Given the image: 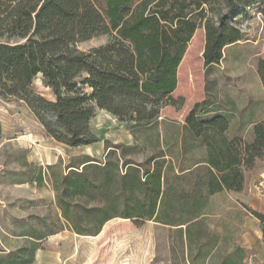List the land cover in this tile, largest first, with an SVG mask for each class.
<instances>
[{
	"label": "trees",
	"instance_id": "1",
	"mask_svg": "<svg viewBox=\"0 0 264 264\" xmlns=\"http://www.w3.org/2000/svg\"><path fill=\"white\" fill-rule=\"evenodd\" d=\"M256 3L264 19V0H0V99L24 103L46 136L70 148L93 145L98 138L90 121L99 109L120 123L154 132L158 143L160 129H171L180 153L194 145L205 149L201 177L195 175L199 166L178 168L159 147L142 162L127 159L135 147L122 144L106 146L102 162L86 156L66 172L51 174L59 215L41 222L50 221L48 228L23 234L29 248L7 254L0 264H31L48 236L67 230L96 237L113 219L182 227L204 215L202 188L208 196L244 191L246 176L227 134L233 120L229 108L204 100L183 126L161 117L163 108L178 103L172 97L177 69L197 28L204 24V65H219L224 49L243 40L233 16ZM104 35L109 37L104 45L78 49ZM257 73L264 89L263 61ZM36 77L53 100L33 90ZM245 125L249 120L240 123ZM251 127L252 140L264 149V117ZM1 133L0 123V140ZM262 153L251 150L249 170ZM42 177L39 172L34 182L41 184ZM244 209L257 220L264 244V213Z\"/></svg>",
	"mask_w": 264,
	"mask_h": 264
},
{
	"label": "rangeland",
	"instance_id": "2",
	"mask_svg": "<svg viewBox=\"0 0 264 264\" xmlns=\"http://www.w3.org/2000/svg\"><path fill=\"white\" fill-rule=\"evenodd\" d=\"M233 24L241 30L243 40L224 49L219 65L210 67L204 65L203 58L204 24L197 28L177 69L178 82L172 97L178 103L163 108L162 119L183 126L188 114L204 100L229 108L233 119L239 122L264 115V89L257 73L259 62H264V19L258 4L246 14H235ZM108 39L107 35L100 36L79 44L78 49L88 51L104 45ZM32 88L44 98L54 99L40 77L34 79ZM0 123V259L27 247L28 238L22 235L48 228L50 221L47 225L41 222L59 215L50 175L66 172L86 156L102 162L106 146H134V150L126 152V158L136 162L145 160L152 153L151 148L159 147L167 160L172 157L178 168L199 166L195 175L200 177L205 172V167L199 164L205 160L202 146L194 145L180 153L171 129H160L158 143L154 132L140 131L132 123H120L99 109L90 121L98 142L86 147L70 148L46 136L43 127L20 101L0 99ZM244 140L250 142L252 137L246 136ZM235 147L243 159L241 169L246 171H243L245 189L241 193L208 196L202 188L201 218L182 227L113 219L96 237L60 230L40 242L31 264H264V244L257 238L259 224L244 211L248 194L257 193L264 198L262 181H253L248 192L252 176L264 168V149H259L262 156L253 158V168L249 170L247 158L251 152L247 155L239 141H235ZM50 165L55 167L49 170ZM39 172L43 176L41 184L34 182ZM55 226L61 228L57 222ZM244 242L252 248L240 251L239 246Z\"/></svg>",
	"mask_w": 264,
	"mask_h": 264
},
{
	"label": "crops",
	"instance_id": "3",
	"mask_svg": "<svg viewBox=\"0 0 264 264\" xmlns=\"http://www.w3.org/2000/svg\"><path fill=\"white\" fill-rule=\"evenodd\" d=\"M264 115L261 116L260 118L256 119V120H250L249 123L250 125H248V127H240V123L239 120H232L231 124H230V128L228 131V136L231 135L232 138H230V147L232 149V151L239 157L240 160V167H242L243 165L241 164V162L243 161V159H241L240 154L241 152L238 151V149L235 147V141H239V144H241V146H243L244 150L246 151L247 155L251 152V150L253 148L255 149H260L262 147V145L257 142V141H253L251 140L250 142H246L244 140V137L249 136L252 137V127L251 124L255 123V122H259L263 119ZM236 121V122H235ZM243 121H247V120H242ZM237 131L236 133H231L232 131ZM243 138V139H241ZM244 154V153H243ZM244 172L245 169L243 170ZM254 179V180H253ZM253 181H258L261 182L262 181V185L264 186V168L255 172V174L252 176V181L249 183L248 185V192H251V183ZM246 203H248V206L253 209L256 210L258 212L264 213V198L261 197L260 195H258L257 193L255 194H248V197L246 199ZM245 211V210H244ZM246 212V211H245ZM257 238L258 240H260L261 244H262V238H261V232H260V228H258L257 230ZM239 248H242L244 250L247 249H251L252 245L247 244L246 242L242 243Z\"/></svg>",
	"mask_w": 264,
	"mask_h": 264
}]
</instances>
